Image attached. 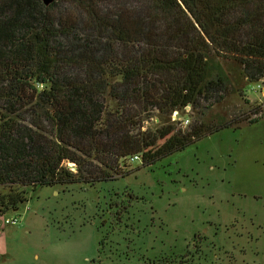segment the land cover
Masks as SVG:
<instances>
[{"label":"trees","instance_id":"16d2710c","mask_svg":"<svg viewBox=\"0 0 264 264\" xmlns=\"http://www.w3.org/2000/svg\"><path fill=\"white\" fill-rule=\"evenodd\" d=\"M263 76L264 0H0V218L28 188L112 180L256 122L201 109Z\"/></svg>","mask_w":264,"mask_h":264},{"label":"rangeland","instance_id":"374dc122","mask_svg":"<svg viewBox=\"0 0 264 264\" xmlns=\"http://www.w3.org/2000/svg\"><path fill=\"white\" fill-rule=\"evenodd\" d=\"M203 105L204 121L259 119L148 166L127 159L112 180L28 188L27 201L0 218V264H168L169 248L189 251L179 264H264V76ZM178 111L189 122L199 116ZM170 122L171 132L180 127ZM161 125L152 116L142 129Z\"/></svg>","mask_w":264,"mask_h":264},{"label":"built area","instance_id":"2783aa9c","mask_svg":"<svg viewBox=\"0 0 264 264\" xmlns=\"http://www.w3.org/2000/svg\"><path fill=\"white\" fill-rule=\"evenodd\" d=\"M185 108H187V107H185ZM178 115H179V111L176 110V109L173 110L172 114H171L172 121L173 122L177 121L180 126H186L188 124V122H189V119L188 118H184L185 113L183 115H180L179 117H178ZM176 118H178V120H174ZM129 159H130V161H136V160L139 159V156L138 155H133ZM4 222L7 223V224L16 223V222H18V217L14 216V218H4Z\"/></svg>","mask_w":264,"mask_h":264},{"label":"flooded vegetation","instance_id":"af4514ba","mask_svg":"<svg viewBox=\"0 0 264 264\" xmlns=\"http://www.w3.org/2000/svg\"><path fill=\"white\" fill-rule=\"evenodd\" d=\"M171 249L170 254L167 255L168 264H179V262L183 261H189V251L182 252L181 254L176 252L175 248H169ZM156 256V255H155ZM162 258V255H158L155 257V259Z\"/></svg>","mask_w":264,"mask_h":264},{"label":"water","instance_id":"95a60500","mask_svg":"<svg viewBox=\"0 0 264 264\" xmlns=\"http://www.w3.org/2000/svg\"><path fill=\"white\" fill-rule=\"evenodd\" d=\"M46 6L50 5L54 0H41ZM18 208H14L12 211H16Z\"/></svg>","mask_w":264,"mask_h":264}]
</instances>
